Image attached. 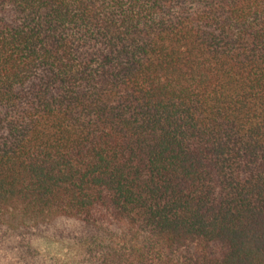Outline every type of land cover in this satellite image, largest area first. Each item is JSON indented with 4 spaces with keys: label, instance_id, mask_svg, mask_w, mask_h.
Listing matches in <instances>:
<instances>
[{
    "label": "trees",
    "instance_id": "16d2710c",
    "mask_svg": "<svg viewBox=\"0 0 264 264\" xmlns=\"http://www.w3.org/2000/svg\"><path fill=\"white\" fill-rule=\"evenodd\" d=\"M47 240L264 264V0H0V264Z\"/></svg>",
    "mask_w": 264,
    "mask_h": 264
},
{
    "label": "rangeland",
    "instance_id": "374dc122",
    "mask_svg": "<svg viewBox=\"0 0 264 264\" xmlns=\"http://www.w3.org/2000/svg\"><path fill=\"white\" fill-rule=\"evenodd\" d=\"M1 256L2 254H0V258L4 259L3 261L10 258L7 252L6 255ZM79 258L80 250L69 242L35 241L31 245L30 255L21 259L20 262L15 261L14 264H76Z\"/></svg>",
    "mask_w": 264,
    "mask_h": 264
}]
</instances>
